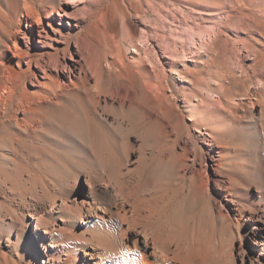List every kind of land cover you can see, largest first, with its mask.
<instances>
[{
    "label": "rangeland",
    "instance_id": "rangeland-1",
    "mask_svg": "<svg viewBox=\"0 0 264 264\" xmlns=\"http://www.w3.org/2000/svg\"><path fill=\"white\" fill-rule=\"evenodd\" d=\"M1 1L10 9L12 8L11 11L18 9L22 3V0ZM27 1L43 20V25L46 26L44 28L49 33L50 39L39 42L41 38L37 31L29 36L24 33L27 32V24H25L24 17H21L23 21L20 23V29L23 32H15L14 35L13 28L11 29L9 25L4 27L0 48L7 45L11 49L16 48V52L12 54L7 50V46L3 47L4 49L1 48L0 62L15 66L19 71L20 68L27 67V55L32 56L40 52L39 44L44 43V46L48 44L44 48L45 54L51 52L53 47H63L66 40L54 36L53 30L47 27V14L53 10V25L62 32L81 35L82 42L90 52L89 59H96L99 62L97 79L101 81L103 87L111 91L114 89L118 93L114 95L107 93L105 97L97 96V102L91 97L96 107H87L88 115L86 116L80 111V105L84 100L80 103L77 96H83L82 88L79 86L81 84L79 71L78 68L71 67L70 73L56 72L61 85L57 93L67 96L63 101L65 110L60 112L54 107L53 104L57 101L55 95L50 98L51 102L43 104L47 117L40 127L43 133L37 130L36 134L34 133L36 138L34 134L29 137L21 135L19 129L13 124L0 125V150L3 153V157L0 158V264H63L62 260L64 262V258H67L68 249L80 244L78 240L82 239L83 235H87L89 230H99L98 218L95 217L92 220L91 225L95 226L92 227L88 223H81L77 212H66L64 214L69 218H66L67 222H64L66 225L64 223L61 225L71 231L69 230L70 233L69 231H56L55 237L60 239H57L56 243L58 242L60 246L53 250L46 245L49 249L46 254L33 234L34 223H30V227L24 230L19 228L21 221L29 219L27 213L42 206L53 197L65 178L75 171L73 164L77 163L80 158L70 146L64 147L61 143L62 133L69 130L83 137L87 124L89 130L88 137L83 138L84 147L89 146L88 148L93 151L99 163L110 164L116 160L120 162L122 165L120 172L135 187L143 190V197L141 195L140 198L150 204L151 215L158 218V222H165L163 223L165 225L168 221L170 228L175 225L173 229L182 231V228L187 227L191 220H195L200 225L203 223L202 226L205 227L208 235L220 234L223 227L216 222L213 212L219 199L217 191L226 184V175L230 170H241V164L247 161L238 155L242 144L234 139V128L225 119L229 106L218 102L217 89H213L210 98L207 99L208 110H203L201 114L203 117L200 118L201 115H197V126H194V118L191 114L183 112L184 102L181 91H167L165 95L169 99L160 103L159 121L152 127V134H149L151 132H148V129L143 128L138 108L129 107L128 102L123 107L119 105L126 90L130 96L138 95L142 88L143 77L147 75L154 77L161 70L172 80L174 79L177 90L180 86L184 88L185 92L190 94L191 101L197 104L200 103L201 93H197L190 86L191 83L185 81L190 75L200 79V88H203L205 82H210L213 86L214 81L226 71L225 64L229 65L228 61H235L238 55L244 66L251 70L249 65L253 55L242 43L253 48L256 45L253 43L255 40L261 41L260 50L264 52V39L259 33L260 30L264 33V0ZM55 10H59L60 15L56 14ZM66 12L70 15H65ZM225 14H230L232 17L221 23L220 38L215 45L216 48L219 47L222 50V55L217 58L216 62H210L208 66H205L203 63L215 57L214 53L209 52L206 56L200 57L194 55L195 48L190 42L182 41L183 35L190 27L195 30L217 28V20L220 17L222 19ZM250 28L254 30L251 31ZM144 33L148 41L139 42L140 36ZM194 38L197 43L200 42L196 35ZM68 46L73 58H79L80 53L76 51L72 40H69ZM169 47L185 52L186 56L177 58L172 63L167 54ZM22 54L26 55V57L23 56L24 59L19 57ZM17 59L20 60V65ZM61 59L64 62H72L69 54L62 56ZM30 67L36 76L25 77V84L16 90L14 99L20 98L23 88L30 94L39 93L38 80H43L41 72L34 64ZM260 69L259 64L254 71L251 70L249 73L254 75ZM115 75H121L119 81L122 86L117 88L114 84H110L112 80L114 81ZM262 76L264 77V73ZM86 81L91 93H94L95 81L92 74H87ZM74 83H77L78 88ZM243 83L234 85V82H225V87L233 86L227 92L231 101L238 99L236 94L240 92ZM171 86L173 88V85ZM256 86L253 80L251 87ZM71 93L73 95L70 96ZM69 97L74 98L72 103ZM103 98L106 99L105 103ZM68 107L72 110L70 118L65 117V112L69 113ZM167 108L171 109L170 113L173 117L167 114ZM14 115L18 119L23 118L19 109ZM213 127L230 131L231 137L225 138L223 132L212 131ZM198 129L211 132V137L199 134ZM262 132L258 130L256 131L258 134L255 133V139L260 142V151L252 160L255 170L259 167L264 168ZM11 144L16 148V155L8 150ZM110 146L114 148L116 155H109L105 152ZM214 162L219 165L215 167ZM102 190L98 191V194L104 201L108 198V192ZM178 221L181 224L178 225L176 223ZM107 224L109 228H112L118 222L109 221ZM17 231L18 234H16ZM126 232L127 235L129 230ZM48 258L50 260L45 261Z\"/></svg>",
    "mask_w": 264,
    "mask_h": 264
},
{
    "label": "bare ground",
    "instance_id": "bare-ground-1",
    "mask_svg": "<svg viewBox=\"0 0 264 264\" xmlns=\"http://www.w3.org/2000/svg\"><path fill=\"white\" fill-rule=\"evenodd\" d=\"M51 6L50 9H52ZM11 10L12 8L10 9L0 0V41L4 27L8 25L11 29L13 28L12 32H14V35L15 32H23L20 29V23L23 21L21 17H24L25 24H27V32L24 33L29 36L32 32L37 31L41 38L39 42H44V39H50L49 33L44 28L43 20L40 19L36 9L29 1L22 0L19 8L16 9L17 11ZM14 11L16 12L12 16ZM53 13L54 11L51 10L47 14V27L53 30L54 36H59L66 40L63 47H53L51 52L45 54L44 48L48 44H45V46L43 45L44 43L39 44L40 52H36L32 56L27 55V67L20 68L19 71L15 66L0 62V125L13 124L19 129L21 135L29 137L33 136L37 130L42 132L40 127L47 118L45 114L46 108L43 104L51 102L50 98L53 95L57 99L53 104L54 107L60 112L65 110V102L63 101L67 96L57 93L58 88L61 86L56 75L58 71L70 73L72 71L71 67L78 68L79 78L81 79L79 86L82 88L83 96H77L80 103L84 100L80 105V111L86 116L88 115L87 107H96L92 103L91 97L96 101L97 96L105 97L107 93H113V95L118 93L114 89L111 91L109 88L102 86L101 81L97 79L99 62L96 59H89L90 52L82 42L81 35L79 36L77 33L72 32H62L55 27L52 23ZM55 13L60 15L59 10H55ZM65 15H70V13L66 12ZM231 17L230 14H225L222 18L223 20L220 17L217 20V28H198L195 30L190 27L188 31H185L182 41L191 43L192 47L195 48L194 55L200 57L202 55L206 56L209 52L214 53L215 57H212L209 62L203 63L205 66H208L210 62H216L217 58L221 57L222 50L219 47L216 48L215 45L220 38L221 23ZM250 29L251 31L254 30L253 28ZM259 33L264 39L263 30H260ZM195 35L199 38V43L196 42ZM5 38H7L6 35ZM10 40L13 41L11 38ZM69 40L75 43L76 51L80 53L79 58H73L68 46ZM140 41H148L145 33L140 36ZM45 43L47 42L45 41ZM253 43L256 44H254L253 48L244 43L242 45L252 52L253 58L249 65L251 70L254 71L260 64L261 69L258 73L250 74L249 71L251 72V70L244 66L241 57L237 54L238 57L235 58V61L231 60L230 62L228 61L229 65L225 64L226 71L214 81L213 86L210 82H205L203 88H200V79L197 76L190 75L191 78L187 76L188 80L185 81L191 83L190 86L197 93H201L199 104L192 102L190 94L185 92L184 88H180L181 86L177 90V84L173 81L174 79L172 80L161 70L154 77L150 75L143 77L142 88L138 95L130 96L125 89L126 91L119 105L123 107L128 102L129 107L135 106L138 108L143 128L148 129L147 131L151 132L149 134H152V127L159 121L160 103H164L169 99L165 95L167 91H181L184 102L183 112L190 113L194 118V126H197V115H201L203 110H208L206 101L210 98L211 92L214 91L213 89H217L218 102H223L229 106V109L226 110L225 119L234 128V139L242 144L241 151L238 150V155L242 157L241 159L247 161L241 164V170H230L226 175V184L217 191L219 199L217 205L213 208V212L216 222L223 227L220 234L208 235L205 227L202 226L203 223L200 225L195 220H191L187 227L184 228L186 229L184 232H182L184 230L182 227V231L173 229L176 227L174 224V227L170 228L168 221L167 225H163L165 222L162 220L163 223L158 222V218H154L151 215L150 204L145 199L141 200L142 198H140L143 190L135 187L120 172L119 169L122 167L120 162L115 159L116 162L110 164L99 163L93 151L88 148L89 146L84 147L82 143L83 138L88 137V124L85 126L83 137L69 130L62 133L63 139L61 143L64 147L70 146L80 158L77 163L73 164L75 171L71 176L65 178L62 186L53 197L42 206L27 213L29 219L21 221L19 228L24 230L30 227V223H34L33 234L39 240L43 251L48 254L50 248L54 250L60 246L58 242L56 243L58 239V237H55L56 231L67 232L70 230L61 225L67 222L69 218L64 213L77 212L79 221L89 225H91L95 217L98 218L99 230L92 229L89 230L87 235L82 234V239L78 240L80 244L73 246L68 251L66 250L68 252L67 258H64V262L62 260L63 264H264V168L259 167L258 170H255L252 164L254 156L260 151V142L255 139V133L261 130L264 136V77L262 76L264 73V52L260 50L261 41L255 40ZM5 46L3 47L5 48ZM13 47L15 46L13 45ZM6 48L12 54L16 52V48L11 49L10 46ZM135 49L137 51V48ZM167 50L168 57L172 63L175 59L186 56L185 52L178 51L177 48L172 49L169 47ZM0 54L2 55V53ZM66 54H69L72 60L71 63L62 61V56ZM23 56L24 54L19 57L23 58ZM20 60H18V65H20ZM31 64H34L41 72V78L43 79L38 80L40 85L39 93L30 94L23 88L20 98L14 99L16 90L25 84V77L28 75L36 76L30 67ZM87 74H92L95 81L93 85L94 93H91L88 87ZM120 76L115 75L114 81L110 82V84L115 85V88L122 86L121 81H119ZM253 80L257 84L255 88L251 87ZM225 82H234V85L244 82L240 87V92L238 91L239 93L236 94V98H238L236 101H231L228 96L229 93H227L233 86L225 87ZM74 84L78 88L77 83ZM171 85H173V88ZM62 88L66 89L67 87ZM71 95L73 94L71 93ZM68 99L72 103L74 98L69 97ZM102 100L104 103L106 102L105 98ZM18 109L23 114L21 119L16 118L14 115ZM67 109L69 113L65 112V117L70 118L71 107ZM170 111L171 109L167 108V114L173 117ZM10 113L12 114L7 118ZM96 117L100 118L97 115ZM202 117L201 115L200 118ZM204 131L198 129L199 134H206L211 137V132ZM212 131L223 132L225 138L231 137V132L224 129L213 127ZM8 150L11 154L16 152L13 144ZM105 152L109 155H116L112 146L106 149ZM1 157H3V153L0 150ZM213 165L216 167L219 164L214 162ZM102 189L108 192V200L105 199L107 202H104L105 200L103 201V198L99 197L98 191H103ZM109 221H117L118 224L109 228L107 224ZM176 223L178 225L181 224L179 221ZM64 225L66 224L64 223ZM92 227L95 226L93 225ZM127 230L129 232L126 235ZM18 233L17 231L16 234ZM32 243L35 245L33 241ZM46 245L49 246V249L46 248ZM49 260L48 258L45 261L48 262ZM41 261L45 262L42 259Z\"/></svg>",
    "mask_w": 264,
    "mask_h": 264
}]
</instances>
